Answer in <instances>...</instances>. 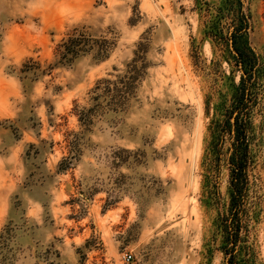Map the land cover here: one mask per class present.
Instances as JSON below:
<instances>
[{
    "label": "rangeland",
    "instance_id": "1",
    "mask_svg": "<svg viewBox=\"0 0 264 264\" xmlns=\"http://www.w3.org/2000/svg\"><path fill=\"white\" fill-rule=\"evenodd\" d=\"M245 3L250 33L240 0H0V233L9 229L0 264H228L220 223L229 168L211 166L208 147L241 83L232 24L264 64V0ZM75 28L114 41L110 57L57 65L55 49ZM143 34L151 65L138 101L85 132L74 102L84 106L98 80L122 71ZM30 59L54 69L26 77ZM260 83L244 264H264ZM70 132L83 153L61 172ZM118 149L133 154L116 167Z\"/></svg>",
    "mask_w": 264,
    "mask_h": 264
},
{
    "label": "trees",
    "instance_id": "2",
    "mask_svg": "<svg viewBox=\"0 0 264 264\" xmlns=\"http://www.w3.org/2000/svg\"><path fill=\"white\" fill-rule=\"evenodd\" d=\"M240 1L245 17V29L250 33L251 21L247 14V6L245 0ZM212 29L215 30L216 27L212 26ZM243 30L232 24L228 43L236 66H239L242 72L240 87L231 102V109L224 111L222 120L212 123L211 142L208 147L209 164L218 167L221 161L226 160L229 168L230 203L227 215L220 223L224 243L222 250L228 264H244L239 257L245 250V246L241 244L245 243L242 232L245 229L243 216L248 197L247 172L253 164L252 142L255 135L252 119L255 106L260 104L259 88L260 82L264 80V64L260 62L259 56L238 44V38ZM115 46V42L105 36L94 37L83 28H75L57 45L56 64L71 65L83 56H92L97 62H103L110 57ZM149 50L150 39L143 34L136 44L132 59L122 71L115 69L117 74L98 80L90 90L89 100L84 106L74 102V115L85 132L92 131L96 120H101L110 113L115 115L126 113L133 103L138 101L139 88L148 76L151 65L148 62ZM53 69L54 64L44 69L40 62L30 59L23 65L21 73L26 77L31 74L38 76L39 73L51 74ZM81 141L80 134L67 133L65 143L69 156L61 161L59 171L69 170L73 161L81 156L83 153ZM124 154L126 157H123ZM132 154L131 151L118 149L112 155V164L116 167L125 164ZM8 232L9 229H5L0 233V246L9 238Z\"/></svg>",
    "mask_w": 264,
    "mask_h": 264
},
{
    "label": "built area",
    "instance_id": "3",
    "mask_svg": "<svg viewBox=\"0 0 264 264\" xmlns=\"http://www.w3.org/2000/svg\"><path fill=\"white\" fill-rule=\"evenodd\" d=\"M131 259H132L131 255H129V254L124 255V260L125 261H130Z\"/></svg>",
    "mask_w": 264,
    "mask_h": 264
}]
</instances>
